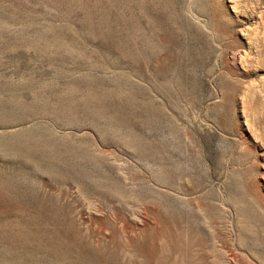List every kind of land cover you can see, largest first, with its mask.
I'll return each instance as SVG.
<instances>
[{"label": "rangeland", "instance_id": "374dc122", "mask_svg": "<svg viewBox=\"0 0 264 264\" xmlns=\"http://www.w3.org/2000/svg\"><path fill=\"white\" fill-rule=\"evenodd\" d=\"M0 216V264H264V0H0Z\"/></svg>", "mask_w": 264, "mask_h": 264}, {"label": "bare ground", "instance_id": "6f19581e", "mask_svg": "<svg viewBox=\"0 0 264 264\" xmlns=\"http://www.w3.org/2000/svg\"><path fill=\"white\" fill-rule=\"evenodd\" d=\"M86 76V75H85ZM87 77H88V75H87ZM89 78H90V80H91V77L89 76ZM88 78V79H89ZM113 78H115V77H113ZM94 79V78H93ZM111 80H113L112 78H110ZM119 79V78H118ZM86 80V79H85ZM97 80V79H96ZM100 80H102V79H100ZM100 80L98 81V82H100ZM107 80V79H106ZM79 81V80H78ZM81 81V80H80ZM93 81V80H92ZM58 82V81H57ZM105 82V81H104ZM120 82V81H119ZM77 83V82H76ZM106 83V82H105ZM115 83V82H114ZM118 83V82H117ZM86 84V83H85ZM88 84H89V80H88ZM99 84V83H98ZM104 84V83H103ZM108 84V83H107ZM71 85V84H70ZM114 85V84H113ZM114 86H117V85H114ZM119 86H121L120 84H119ZM126 86V85H125ZM128 86V85H127ZM67 87V86H66ZM91 87V86H90ZM93 87V86H92ZM91 87V88H92ZM103 87V86H102ZM111 87H113V86H111ZM110 87V88H111ZM80 88V87H79ZM94 88V87H93ZM92 88V89H93ZM95 88H96V86H95ZM116 88V87H115ZM76 89V88H75ZM78 89V88H77ZM82 89V88H81ZM85 89H87V86H86V88ZM112 89V88H111ZM124 88L122 87V90H123ZM89 90V89H88ZM120 90V89H119ZM127 90V89H126ZM68 91V90H67ZM67 91H65L66 93H67ZM84 91V90H83ZM98 91V90H97ZM108 91V90H107ZM111 91V90H110ZM124 91V90H123ZM129 91V90H128ZM135 91V90H134ZM134 91H133V93H134ZM68 92H70V91H68ZM82 92V91H81ZM98 92H100V91H98ZM104 92V91H103ZM103 92H102V94H103ZM116 92H117V90H116ZM120 92V91H119ZM130 92V91H129ZM128 92V93H129ZM65 93V94H66ZM70 93H72V92H70ZM84 93H85V91H84ZM88 93V92H87ZM101 93V92H100ZM105 93V92H104ZM113 94H114V92H112ZM94 94V93H93ZM92 94V95H93ZM70 95V94H69ZM104 95V94H103ZM109 95H110V93H109ZM112 95V94H111ZM131 95V94H130ZM95 96H96V94H95ZM98 96V95H97ZM108 96V95H107ZM112 96H115V95H112ZM132 96V95H131ZM88 97V96H87ZM110 97V96H109ZM64 98V97H63ZM85 98V97H84ZM92 98H94V96H92ZM96 98V97H95ZM101 98V100H104L105 98H103L102 99V97H100ZM108 98V97H107ZM113 98V97H112ZM133 98V97H132ZM70 99H71V97H70ZM88 99H90V98H88ZM69 100V99H68ZM91 100V99H90ZM97 100H99V99H97ZM112 100L113 99H111L109 102H112ZM133 100V99H132ZM60 101V100H59ZM70 101V100H69ZM73 100H71V102H72ZM93 100H91V102H92ZM63 102H64V100H63ZM66 102V101H65ZM81 102H82V100H81ZM84 102V101H83ZM86 102V101H85ZM95 102V101H94ZM94 102H93V104H94ZM60 103V102H59ZM77 103V102H76ZM80 103V102H79ZM101 103H103V102H101ZM67 104H68V102H67ZM67 104H65L66 105V107H67ZM105 104V103H104ZM109 104V103H108ZM58 105L59 104H57V107H58ZM62 105V104H61ZM89 105V104H88ZM96 105V104H95ZM110 105H112V103L110 104ZM109 105V106H110ZM75 106H76V104H75ZM100 106H102V105H100ZM106 106V105H105ZM98 107V106H97ZM96 107V108H97ZM89 108V107H88ZM87 108V109H88ZM109 108V107H108ZM101 109V108H100ZM104 109H105V107H104ZM58 110V109H57ZM73 110V109H72ZM93 110V109H92ZM91 110V111H92ZM106 110V109H105ZM104 110V111H105ZM96 111V110H95ZM98 111V110H97ZM101 112V111H100ZM64 113V112H63ZM89 113H91V112H89ZM89 113H88V115H89ZM103 113V112H102ZM69 114H71V113H69ZM101 113H99V115H100ZM92 116V115H91ZM94 116V115H93ZM94 118V117H93ZM104 118V117H103ZM114 119V118H113ZM101 120H102V118H101ZM110 121V120H109ZM95 122H97V121H95ZM113 122V121H112ZM112 122H111V124H112ZM107 123V122H106ZM106 125V124H105ZM114 125V124H113ZM117 125V124H116ZM107 126H109V125H107ZM111 126V125H110ZM109 126V127H110ZM115 126V125H114ZM117 127V126H116ZM115 127V128H116ZM118 128H119V125H118ZM113 129V128H112ZM42 135H40V134H36V135H34V136H30V135H24V136H21V133H17V134H14V137H13V139H11V142H9V143H5V145L3 146L4 147V149L6 150V153H10L13 157H18V156H23L24 158H25V160H26V162L27 163H30V162H32V157H33V154L34 153H36V152H48V153H54L53 155H54V158H53V161H54V163H55V171L57 172L56 174H55V176H54V178H60V175H61V171H63V170H65V168L66 167H68V166H70V165H73L72 164V161L70 160V158H69V154H70V156L71 157H73V154L75 153V152H80V154H81V156H82V158H83V160H85V161H88V162H91V163H93L94 165H98V164H100L101 163V161L100 160H98L95 156H89L88 154H86V155H84V150H82L81 148H82V146H78V147H75V148H72L71 150L69 149V147L67 146L66 148H62L61 146H62V144H63V142L64 141H61V140H59V139H53V141L52 142H49V139L48 140H46V139H43L42 137H41ZM69 145H70V142H69ZM73 145V144H72ZM71 147V146H70ZM76 148H78V149H76ZM105 167H106V165H105ZM59 168H61L62 170H60V171H58V169ZM113 173V172H112ZM88 183V182H87ZM98 192V191H97ZM28 205V204H27ZM7 206V205H6ZM15 208V207H14ZM39 208V207H38ZM4 213V212H3ZM1 217V216H0ZM8 218H9V216H7ZM44 222V221H43ZM31 224V223H30ZM33 225V224H32ZM39 225V224H38ZM30 227V226H29ZM33 229V228H32ZM52 230V229H51ZM32 231V230H31ZM24 246H25V243H26V241L25 240H23L22 242H21ZM37 248H40L41 247V244H37V246H36Z\"/></svg>", "mask_w": 264, "mask_h": 264}]
</instances>
